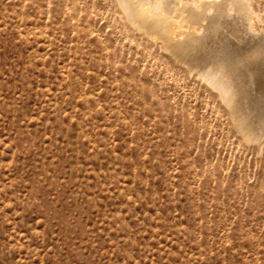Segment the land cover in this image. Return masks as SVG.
<instances>
[{
  "label": "rangeland",
  "instance_id": "rangeland-1",
  "mask_svg": "<svg viewBox=\"0 0 264 264\" xmlns=\"http://www.w3.org/2000/svg\"><path fill=\"white\" fill-rule=\"evenodd\" d=\"M232 15L177 59L117 0H0V264H264V53Z\"/></svg>",
  "mask_w": 264,
  "mask_h": 264
},
{
  "label": "bare ground",
  "instance_id": "bare-ground-1",
  "mask_svg": "<svg viewBox=\"0 0 264 264\" xmlns=\"http://www.w3.org/2000/svg\"><path fill=\"white\" fill-rule=\"evenodd\" d=\"M191 1V2H189ZM255 0H236L237 3L241 4V5H246L247 7H242L240 9V13L243 14L244 9L247 12V18H245L244 20L247 21V24L250 22V15L251 13H254V10H252L251 8V3ZM196 2V0H184L183 2H181L179 4V0H117L118 6L121 8L123 15L125 16L126 21L136 30L139 31H146L148 32L151 36H153L152 38H157V39H162L164 42H166L167 48H169L168 50L172 49L173 50V54L177 55V59L178 56L181 57L182 59H188V48L189 50L190 47H192V50H194L193 48L196 47L195 44H198L202 39L201 37L199 38V36L196 35V32H194L193 30L197 31L199 27H203L202 22L207 21L208 25H212L213 27H211V31H215L216 29H218L219 27V31L221 30V28H223V24H221L220 26H216V23L220 22V19H215V20H209L207 17H205L204 19H200V20H195L193 17V12L195 11L194 9H191L190 7H185V5H191L192 3ZM203 2L205 3H210L211 0H203ZM170 6V7H169ZM207 11H211V9L207 10ZM260 14V13H259ZM236 16V15H235ZM240 17V16H239ZM241 17H245V16H241ZM241 18H239L240 20ZM237 20V19H236ZM168 23L169 25H171L173 27V29L169 30V32L171 33V36H167V30L165 27H163L164 23ZM222 22V21H221ZM225 23V22H222ZM189 25V28H192L193 33L192 36L189 34L188 42H186V44L181 43L183 42L182 40L184 39H179V36L183 33H180V30L185 28V25ZM206 24V23H205ZM214 24H216L215 26L217 27L216 29H214ZM227 24V23H225ZM187 25V26H188ZM196 25V26H195ZM207 25V26H208ZM186 26V27H187ZM206 26V25H205ZM206 26V27H207ZM209 28V26H208ZM213 28V29H212ZM201 29V28H200ZM205 29V27H204ZM203 29V30H204ZM210 29V28H209ZM209 29L207 30L209 32ZM202 29L200 30L201 32L203 31ZM175 31V32H174ZM217 31V30H216ZM246 31V30H245ZM199 32V33H201ZM216 33V32H215ZM154 35H156L157 37H155ZM201 35V34H200ZM208 36V35H207ZM205 37V36H204ZM203 37V38H204ZM239 35H236V38L239 39ZM179 39V41H178ZM210 39V38H209ZM247 39V38H246ZM257 39V38H256ZM259 39V38H258ZM205 40L206 37H205ZM244 40V39H243ZM253 39L249 40L252 41ZM185 41V40H184ZM203 41V40H202ZM201 41V42H202ZM238 41V40H237ZM245 41V40H244ZM248 41V40H247ZM255 41V40H253ZM208 43V41H207ZM201 44V43H199ZM205 44V43H204ZM252 45V42L250 43ZM256 44V43H254ZM182 45H186V48H182ZM195 45V46H194ZM202 45V44H201ZM199 46V45H197ZM204 46V45H203ZM206 46V44H205ZM253 46V45H252ZM257 47H253L250 49V47L248 49L250 50H245L246 52H238L241 54V56H244L245 58L249 59V58H255L259 55H262L264 53V45H262V43L260 41H257ZM200 48V47H199ZM198 48V49H199ZM230 48V47H229ZM182 49V50H181ZM201 49V48H200ZM200 49L198 51H200ZM191 50V51H192ZM197 50V49H196ZM196 50H194L193 52H195ZM203 50V49H202ZM201 50V51H202ZM230 51H232V49H229ZM228 50V51H229ZM234 50V48H233ZM171 51V50H170ZM236 51V50H235ZM244 51V50H243ZM172 52V51H171ZM190 52V51H189ZM233 52V51H232ZM242 52V53H241ZM192 53V52H191ZM197 53V52H196ZM193 53L194 56H198V54ZM201 53V52H200ZM231 54V52H230ZM243 54V55H242ZM192 55V54H191ZM239 55V54H238ZM248 56V57H247ZM192 57V56H191ZM200 56H198L199 58ZM193 58V57H192ZM195 59V58H194ZM243 60V59H242ZM186 61V60H184ZM192 61V60H190ZM195 61V60H194ZM196 61H197V57H196ZM195 61V62H196ZM218 62V61H217ZM227 62V61H226ZM221 63V62H220ZM223 63V62H222ZM187 65L191 64V63H187ZM195 64V63H194ZM197 65V64H196ZM226 65V64H225ZM229 65V64H228ZM194 65L192 64V67ZM191 67V68H192ZM201 68V67H199ZM198 68V69H199ZM194 69V68H193ZM226 69V66H225ZM229 70V69H228ZM210 71V69H209ZM212 71V70H211ZM210 71V72H211ZM226 71V70H225ZM229 72V71H228ZM208 73V72H207ZM256 73V72H255ZM212 74V73H211ZM215 74V73H214ZM218 74V73H217ZM225 74V73H224ZM223 74V75H224ZM231 74V73H229ZM228 74V75H229ZM209 75V73H208ZM207 75L206 78H204L206 80V82H208L213 88L217 89L220 91L221 97L224 101H226V104H228L227 102L229 101V98H231L230 95H232L233 93L230 94V90L227 92V95H229L230 97L227 98L226 93L222 90L224 87L221 83L222 86H219L218 83L216 82V80H213L214 78H216L217 76L215 75H210V77ZM222 76V73L220 74ZM226 75V76H228ZM205 76V75H204ZM203 76V77H204ZM214 78L212 79L211 77ZM230 76V75H229ZM202 77V76H201ZM224 77V76H223ZM234 77V75H233ZM221 78V77H220ZM227 78V77H225ZM241 78V77H240ZM230 79V78H229ZM235 79V78H234ZM219 81V79H217ZM223 80V79H222ZM231 80V79H230ZM224 82V81H222ZM226 83V82H224ZM223 83V84H224ZM230 83V82H228ZM246 86V85H245ZM223 87V88H222ZM228 87V85H227ZM225 87V88H227ZM234 87V84H233ZM239 87V85H238ZM224 88V90H225ZM229 88V87H228ZM216 90V91H217ZM218 91V92H219ZM231 92H233L231 90ZM236 92V90H235ZM238 92V91H237ZM236 92V93H237ZM236 93H234V95H236ZM233 98L237 97V96H232ZM232 101V99H230ZM234 100V99H233ZM229 101V102H231ZM225 103V102H224ZM232 103V102H231ZM230 104V103H229ZM228 104V105H229ZM250 106V105H249ZM236 107V106H235ZM240 108V107H239ZM242 111V110H239ZM238 113V110H237ZM235 113V114H237ZM240 113V112H239ZM242 114V113H241ZM239 118V117H238ZM237 118V119H238ZM241 118V117H240ZM256 136V134H255ZM259 138V137H258ZM263 138V137H262ZM260 140V138H259Z\"/></svg>",
  "mask_w": 264,
  "mask_h": 264
},
{
  "label": "snow or ice",
  "instance_id": "snow-or-ice-1",
  "mask_svg": "<svg viewBox=\"0 0 264 264\" xmlns=\"http://www.w3.org/2000/svg\"><path fill=\"white\" fill-rule=\"evenodd\" d=\"M185 7L195 10L193 12L195 20L207 17L209 20L220 19L227 23L233 18V12L236 15H240V9L247 6L237 3L236 0H211L210 3L196 0V2L191 5H185ZM209 9L212 11H207ZM246 26L248 27L250 37L253 39L259 37L260 42L264 45V13H261L259 17L251 13L250 22ZM213 71L222 73L224 71L223 64L220 62L214 63Z\"/></svg>",
  "mask_w": 264,
  "mask_h": 264
}]
</instances>
